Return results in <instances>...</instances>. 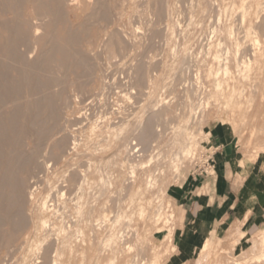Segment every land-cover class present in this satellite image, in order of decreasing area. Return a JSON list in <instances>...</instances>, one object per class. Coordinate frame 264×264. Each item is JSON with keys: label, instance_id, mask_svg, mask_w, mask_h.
<instances>
[{"label": "rangeland", "instance_id": "obj_1", "mask_svg": "<svg viewBox=\"0 0 264 264\" xmlns=\"http://www.w3.org/2000/svg\"><path fill=\"white\" fill-rule=\"evenodd\" d=\"M71 2L21 0L3 11L0 1V21L20 22L26 33L20 49L38 42L34 55L55 53L54 62L46 58L51 69L40 66L49 70L46 78L39 67L41 80L54 84L40 80L43 94L38 86L32 95L46 90L57 98V135L69 138L65 154L50 139L27 165L34 172L23 175L26 229L0 245V264H264V225L252 236L183 243L178 204L180 195L208 188L209 175H197L205 152L214 162L218 147L264 162V0ZM6 34L0 26V48ZM0 58L10 60L1 51ZM25 91V100L13 101L18 106L30 97ZM7 102L4 112L17 106ZM145 124L156 131L139 142ZM194 138L192 154L182 157ZM135 139L141 146L132 154ZM26 141L30 152L33 142ZM30 184L36 191L28 199Z\"/></svg>", "mask_w": 264, "mask_h": 264}, {"label": "bare ground", "instance_id": "obj_2", "mask_svg": "<svg viewBox=\"0 0 264 264\" xmlns=\"http://www.w3.org/2000/svg\"><path fill=\"white\" fill-rule=\"evenodd\" d=\"M1 1V0H0ZM3 1V3H4V6H6V5H8L9 7H10V5L11 4H16V3H18V2H21V0H2ZM36 1V0H35ZM68 2V1H67ZM69 4H71L72 2H71V0H69ZM2 4V3H1ZM13 4V5H14ZM3 5V4H2ZM1 5V6H2ZM8 6H6V7H4V8H7ZM15 6V5H14ZM18 6V5H17ZM37 6V5H36ZM40 6V5H39ZM45 6V5H44ZM44 6H43V8H44ZM60 6H61V4H60ZM60 6L58 5L57 7L58 8H56V9H59V11H61V9H60ZM3 7V6H2ZM11 7H13V6H11ZM10 7V8H11ZM49 7V6H48ZM52 7V6H51ZM51 7H49V8H47V10L49 9L50 10V8ZM62 7V6H61ZM3 8V9H4ZM10 8H7V9H5V10H3V11H6V10H10ZM18 8V7H17ZM1 9V8H0ZM12 9V8H11ZM15 9V8H14ZM42 9V8H41ZM53 9V8H52ZM52 9H51V11H52ZM1 10V11H2ZM8 10V11H9ZM48 10V11H49ZM185 10V9H184ZM2 11V12H3ZM20 11V10H19ZM38 11V10H37ZM50 11V12H51ZM54 11H55V16L56 15H59V11H56L55 9H54ZM43 12H45V11H43ZM38 14H39V12H38ZM50 14V13H49ZM62 15L64 14V13H61ZM43 15H46V14H43ZM50 15H54V14H50ZM61 15V16H62ZM39 16V15H38ZM16 17H18V16H16ZM60 17V16H59ZM58 16L56 17V18H59ZM41 19H42V17H40ZM52 19H55V17L54 18H52ZM59 19H61V18H59ZM59 19H57V20H59ZM17 20V19H16ZM8 21V20H7ZM40 21V20H39ZM44 21V20H43ZM61 21V20H60ZM50 22V21H49ZM15 23H16V21H15ZM19 23V24H18ZM18 23H16V24H13V25H10L11 23H9V21L8 22H4V20H3V22H1L0 21V26H1V28L5 31V32H7V34H6V36H5V43L3 44V46L0 48V51L3 53V55H4V60H5V58L6 57H8V59H10V60H7V61H9V62H4V61H0V105H2L1 103H3V102H7V101H12V105L13 106H15V105H19V104H15L14 102V100L16 99V98H18L19 97V99H23V98H20V96L19 95H21L20 94V92L22 91V89L25 91V90H27L28 92H26V93H30L29 95H30V97L28 96V98L29 99H27V101H25L24 103H21V101H20V103L22 104V105H20V106H15V107H13L12 109H10V110H8V111H2V109H0V245L2 246H6L10 241H13V240H15L17 237H18V235L21 233V232H23L26 228V219H25V215H24V213H23V208L25 207L24 206V194H23V188H22V184L25 182L24 181V179H26V177L25 176H23L24 175V173L26 172V173H28V172H30V173H28V174H31L32 173V171H31V169H30V171H29V168H28V170H27V165H28V167H29V164L33 161V158H34V160H35V157L37 156H35V154H38V151L39 150H41L40 148H41V146H42V144L45 142H47V141H49L50 139H53V143H52V146H55V147H58V148H61L62 150L65 148V146L67 147V145H66V143H68L67 142V139H69V138H67L66 137V135H57V134H59V132H60V130H61V127L59 128V127H57L58 126V124L56 123V122H58V121H56V117H59L57 114V105H56V103L57 102H55L56 100H57V98H55L54 100H53V98H50L51 96H49V95H51V94H46L47 92H46V90H45V92H44V95H37V98L35 97H33V92H34V94H35V91H36V89L38 88V86H39V88L41 89L42 87H40V80H41V77H40V75L39 74H44L43 72H45V71H47V73H46V75L44 76V78H46L47 77V74H49V70H45V68H42V67H40V66H44V67H46V66H48V68L47 69H51L50 67H51V63H50V65H49V61L47 60L48 58H49V56L51 57V58H49V60H51L52 59V61L54 62V60H53V58H52V56H54V54L55 53H52L51 51H48V52H50V54L52 55H47L46 56V54H48V53H46V54H44V51L42 52V54H43V56H42V54L40 53V54H36V55H34L33 53L37 50L36 48H37V46H36V43H38V42H34V45L31 47V49H27L28 47H26V51H25V49H23V48H21L20 49V45L22 44V36L23 35H25V34H23L24 32L22 31V27H21V24H20V22H18ZM35 24V23H34ZM42 24V23H41ZM50 24V23H49ZM48 25V24H47ZM55 25V24H54ZM44 26V25H43ZM21 27V28H20ZM47 28H48V26H47ZM44 29V28H43ZM27 30H29V29H27ZM30 31V30H29ZM41 31H42V29H41V26L39 25V23H38V25H37V23H36V25L34 26V29H33V34L36 36V38H37V41L38 40H40V39H38V38H40V36H41ZM44 31V30H43ZM23 32V33H22ZM27 32V31H26ZM27 33H29V32H27ZM70 33V32H69ZM30 34V33H29ZM69 35V34H68ZM71 37V36H70ZM49 38V37H48ZM65 38V37H64ZM49 39H52V38H49ZM75 39H76V37H75ZM26 40V39H25ZM34 40V39H33ZM28 42V41H27ZM30 42V41H29ZM28 42V43H29ZM51 42H53V41H51ZM24 43H25V41H24ZM27 43V44H28ZM45 43V42H44ZM70 43V42H69ZM26 44V43H25ZM24 44V45H25ZM51 44V43H50ZM54 44H56V43H54ZM24 45H21V46H24ZM38 45V44H37ZM45 45V44H44ZM28 46V45H27ZM59 47V46H58ZM58 47H55V46H52L51 48H48L49 50H52L53 52H58ZM43 48V47H42ZM62 48V47H61ZM72 48V47H71ZM36 49V50H35ZM44 49V48H43ZM60 49V48H59ZM237 49V48H236ZM71 50H73V49H71ZM63 52V55L65 56H63V58L65 59L66 58V55H65V52H67V51H65L64 52V50L62 51ZM59 53H61V51L59 52ZM69 53V52H68ZM57 54V53H56ZM67 54V53H66ZM72 54H74V53H72ZM24 55L25 56H27V60L26 59H24ZM44 55L46 56V57H44ZM80 56H81V54H79ZM67 56H69V55H67ZM72 56V55H71ZM48 57V58H47ZM45 58V59H44ZM47 58V59H46ZM1 59V58H0ZM62 59V58H61ZM77 59H79V61H80V59L81 58H79V57H77ZM68 60V59H67ZM14 61H15V63H17V64H19V61H20V66L19 65H17L18 66V68H17V66H16V64H15V66L13 65L14 64ZM17 61V62H16ZM48 61V62H47ZM61 61H64V60H61ZM66 61V60H65ZM65 61L63 62V63H65ZM2 62V63H1ZM48 63V65H46L45 66V63ZM63 63H59V65H61L62 64V66L61 67H63ZM73 63V62H72ZM76 63V62H75ZM80 63H81V61H80ZM54 66V65H53ZM56 66V65H55ZM64 66H65V64H64ZM67 66H68V64H67ZM72 66V65H71ZM77 66V65H76ZM15 67V68H14ZM39 67L42 69V70H45V71H42L41 69H39ZM10 68H14V69H16V71L18 70V72H16V74H17V76H15V77H10V73H9V70H11ZM58 68H59V66H58ZM53 69V68H52ZM67 69V68H66ZM40 70L42 71V72H40ZM57 70V69H56ZM61 70V69H60ZM62 71H63V69H62ZM11 72V71H10ZM73 73H74V71H73ZM76 73V72H75ZM10 74V75H9ZM52 74V73H51ZM50 74V76H53V78L55 77V74L53 75H51ZM56 74H57V71H56ZM69 74V73H68ZM80 74V73H79ZM59 75V74H58ZM75 75V74H74ZM42 76V77H43ZM80 77V76H79ZM52 77H50V80H48L49 79V77H48V79H42L43 80V82H42V80H41V82L42 83H47L48 82V85H50V83L52 84H54V81H55V79H51ZM56 78V77H55ZM61 78H62V76H61ZM60 78V79H61ZM58 79L59 78H57V81H58ZM59 79V80H60ZM63 79V78H62ZM44 80H45V82H44ZM52 80H54L53 82H52ZM62 81V80H61ZM60 81V82H61ZM50 82V83H49ZM59 82V81H58ZM42 86H43V84H41ZM47 85V84H46ZM45 84H44V87L46 86ZM51 86V85H50ZM56 86V85H55ZM47 88H48V86H46ZM45 87V88H46ZM63 87V86H62ZM61 88V87H60ZM77 88V87H76ZM39 89H37V91H38ZM59 90V89H58ZM37 91H36V94H38L37 93ZM41 91H42V89H41ZM63 91V90H62ZM60 92V91H59ZM22 93V92H21ZM43 94V91L42 92H39V94ZM63 93V92H62ZM22 94H24V93H22ZM52 94H53V92H52ZM53 96V95H52ZM22 97V96H21ZM58 97V96H57ZM77 97V96H76ZM60 98V97H59ZM53 100L54 102H52L51 100ZM23 100H25V99H23ZM14 101V102H13ZM77 101V100H76ZM23 102V101H22ZM17 103V102H16ZM59 103V102H58ZM7 104H9L8 102H7ZM6 103L4 104L3 103V106L2 107H4L5 108V106L7 105ZM164 104V103H163ZM5 105V106H4ZM59 105V104H58ZM66 105V104H65ZM29 107H30V110H29ZM59 107V106H58ZM32 108V109H31ZM60 108V107H59ZM9 109V108H8ZM6 110V109H5ZM29 110V111H28ZM59 110V109H58ZM180 110H181V108H180ZM60 111V110H59ZM104 113V112H103ZM59 115H60V113H59ZM62 115V114H61ZM154 115V114H153ZM156 115V114H155ZM158 115V114H157ZM184 116V115H183ZM195 116H196V114H195ZM97 118V117H96ZM102 118V117H101ZM158 118V117H157ZM195 118V117H194ZM60 119V117L58 118V120ZM151 119H153V118H151ZM151 119H149L150 121H151ZM61 120V119H60ZM98 120H100L99 118H98ZM70 121V120H69ZM96 121V120H95ZM149 121V124H151V122ZM155 121V120H154ZM157 121H158V119H157ZM156 121V122H157ZM61 122V121H60ZM64 123H66V122H64ZM71 123H73V122H71ZM153 123V125H154V123L155 122H152ZM98 124H99V122H98ZM147 124V123H146ZM146 124L144 125V128H142V130H141V136L139 137V138H137V140H139V139H141V140H143V141H146V140H148V138H149V136L150 135H153L152 133L153 132H151V131H154V129L156 128H153V127H151V128H153V129H148V128H150V126H148V128H147V126H146ZM148 124V125H149ZM96 125V124H95ZM159 125V124H158ZM184 125V124H183ZM182 125V126H183ZM161 126H162V123H161ZM94 127V126H93ZM146 127V128H145ZM184 127V126H183ZM157 128H159V126L157 127ZM163 128L164 127H162V129L161 130H163ZM64 129V128H63ZM62 129V130H63ZM158 130V129H157ZM160 130V129H159ZM156 131V130H155ZM155 131H154V134H155ZM151 132V133H150ZM162 132V131H161ZM160 132V133H161ZM140 133V132H139ZM158 133H159V131H158ZM157 133V134H158ZM66 134V133H65ZM57 135V136H56ZM119 135V134H118ZM58 137V138H56V137ZM27 138H30L31 140H32V142H33V145H32V149H31V151L30 152H28V151H25V146H26V143H27ZM56 138V139H55ZM137 140L135 139V142L132 144V146L131 147H133L134 146V150L133 149H131V151H133L132 152V154H135L139 149H140V147L139 146H141V144H139L138 142H137ZM194 141H191L192 143L186 148V149H184L183 151H182V157H185L186 158V156H189V155H191L192 154V152H193V148L194 147H192L193 146V144H195V138L193 139ZM69 141V140H68ZM139 142H140V140H139ZM73 143V142H72ZM141 143H142V141H141ZM147 143V142H146ZM149 143V142H148ZM147 143V144H148ZM75 141H74V146H73V148L75 147ZM138 144H139V146H138ZM51 145V144H50ZM77 145V144H76ZM143 147H144V145H142ZM69 147V146H68ZM138 147H139V149H138ZM44 149V148H43ZM129 149H130V147H129ZM145 149H146V147H145ZM27 150V149H26ZM66 150H68V149H66ZM69 150H70V148H69ZM69 150L67 151L68 153H69ZM72 150V149H71ZM197 150V149H196ZM46 151V150H45ZM63 151H65V150H63ZM28 152V153H27ZM60 152V151H59ZM196 152V151H195ZM66 153V151L64 152V154ZM57 154V153H56ZM131 154V155H132ZM53 155V154H52ZM58 155V154H57ZM137 156H142V155H137ZM150 156V155H149ZM181 156H179L178 158H180ZM39 157H40V155H39ZM50 157V156H49ZM59 158H60V156H58ZM136 157V155L134 156V158ZM38 158V157H37ZM42 158H43V156H42ZM51 158V157H50ZM53 158V157H52ZM51 158V159H52ZM49 159V158H48ZM180 159H182V158H180ZM180 161V160H179ZM34 162H36V161H34ZM33 162V163H34ZM43 163V165L46 167V165H49L48 163H47V161H45L44 160V162H42ZM35 164V163H34ZM40 164V163H39ZM181 164V163H180ZM31 165V164H30ZM43 165H41V166H43ZM138 165V164H137ZM40 166V165H39ZM86 166V165H85ZM34 166L32 165V168H33ZM38 167V164H37V166L35 167V168H37ZM82 167V166H81ZM48 168V167H47ZM46 168V169H47ZM131 169H132V167H131ZM45 170V169H44ZM28 171V172H27ZM46 171V170H45ZM34 172V171H33ZM37 172H39V171H37ZM43 173V172H42ZM84 174V173H83ZM82 174V175H83ZM33 175H34V173H33ZM26 176H27V174H26ZM33 177V176H32ZM72 177H74V176H72ZM128 177V176H127ZM133 177V176H132ZM76 178V177H75ZM108 178V177H107ZM45 179V178H44ZM65 179V178H64ZM83 179L84 178H82V181H83ZM63 180V179H62ZM24 181V182H23ZM35 181V180H34ZM37 181V180H36ZM73 181V180H72ZM101 181H103L102 179H101ZM107 181H108V179H107ZM28 182H30V180H28ZM106 182V181H105ZM104 182V183H105ZM79 183H81V182H79ZM103 183V182H102ZM101 182H99V184H102ZM125 183H126V181H125ZM25 184H26V182H25ZM24 184V185H25ZM77 184V183H76ZM150 184V183H149ZM23 185V186H24ZM129 185V184H128ZM25 186H27V185H25ZM30 186H31V184H30ZM74 186H75V183H74ZM79 186V185H78ZM77 186V187H78ZM31 187H33V189H31L30 187L29 188H27V192L28 193H26V194H28V199L29 198H32V196L34 195V193H35V191H36V188L34 187V186H31ZM59 187V186H58ZM63 187V186H62ZM66 187V186H65ZM81 187V186H80ZM72 187H70L69 189H71ZM82 188V187H81ZM30 191H29V190ZM60 189V188H59ZM63 189H64V187H63ZM66 189V188H65ZM97 189H98V187H97ZM96 189V190H97ZM76 190V189H75ZM84 190V189H83ZM78 191V190H77ZM80 191V190H79ZM59 192H61V191H59ZM64 192V191H63ZM90 191H88V193H89ZM99 192V191H98ZM119 192V191H118ZM62 193V192H61ZM83 193V192H82ZM103 193V192H102ZM73 194H76L75 192L73 193ZM116 194V193H115ZM119 194V193H118ZM59 195V194H58ZM77 195V194H76ZM103 195V194H102ZM79 196V195H78ZM116 196V195H115ZM61 197V196H60ZM68 197V196H67ZM102 197V196H101ZM111 197V196H110ZM48 198V197H47ZM47 198H46V200H47ZM80 198V197H79ZM67 199V198H66ZM27 200V199H26ZM25 200V201H26ZM45 200V201H46ZM112 200H114V199H112ZM116 200V199H115ZM120 201V200H119ZM27 202V201H26ZM62 202V201H61ZM65 202V201H64ZM26 204V203H25ZM47 204H48V202H47ZM45 205L46 207L48 206V205ZM59 205V204H58ZM72 205V204H71ZM74 205V204H73ZM106 207V206H105ZM105 207H104V209H105ZM63 208V207H62ZM61 208V209H62ZM67 208V207H66ZM46 209V208H45ZM64 209H65V207H64ZM24 211H25V209H24ZM65 211V210H64ZM68 211V210H67ZM63 212V211H62ZM119 212V211H118ZM69 215V214H68ZM61 216V215H60ZM63 216V215H62ZM75 219V218H74ZM118 219H119V217H118ZM43 221H45L44 219H43ZM48 222V221H47ZM98 223H99V221H98ZM48 225V224H47ZM47 225H45V226H47ZM7 226V227H6ZM113 226H114V224H113ZM99 228L100 227H102V226H98ZM97 227V228H98ZM104 227V226H103ZM60 229V228H59ZM80 229V228H79ZM55 236V235H54ZM122 237V236H121ZM110 239V238H109ZM122 240H123V237H122ZM261 241H262V243L264 244V227H263V229H262V239H261ZM48 242H51V241H48ZM107 242H109L110 243V241H107ZM13 243V242H12ZM12 243H10V244H12ZM52 243V242H51ZM10 244H9V246H10ZM105 244V243H104ZM111 245V244H110ZM8 246V248H10ZM12 246V245H11ZM42 246H43V244H42ZM49 246V244H47V246H46V248ZM21 247V246H20ZM1 248V247H0ZM3 248V247H2ZM7 248V247H6ZM105 248H108V246L107 247H105ZM17 249H18V247H17ZM7 251H9V252H11V248L10 249H6ZM16 250V249H15ZM47 250H48V248H47ZM43 251H45V250H43ZM15 252H17V251H15ZM47 252V251H46ZM8 253V252H7ZM44 253V252H43ZM54 253V252H53ZM40 255V254H39ZM39 255H37V256H39ZM45 255V254H44ZM43 255V256H44ZM12 256V255H11ZM4 258H5V256H4ZM8 257H6V259H7ZM47 258V257H46ZM49 258V257H48ZM8 259H10V258H8ZM49 260V259H48ZM52 260V259H51ZM2 262H3V260H1ZM5 261H7V260H5ZM36 261V260H35ZM2 262H0V263H2ZM43 262V261H42ZM51 262V261H50ZM37 263V262H36ZM50 264V263H49ZM52 264H55V260L53 261V263Z\"/></svg>", "mask_w": 264, "mask_h": 264}, {"label": "crops", "instance_id": "obj_3", "mask_svg": "<svg viewBox=\"0 0 264 264\" xmlns=\"http://www.w3.org/2000/svg\"><path fill=\"white\" fill-rule=\"evenodd\" d=\"M218 154L206 178L208 188L192 189L178 199L183 243L252 236L264 225V162L233 156L231 149L219 152L218 147Z\"/></svg>", "mask_w": 264, "mask_h": 264}, {"label": "built area", "instance_id": "obj_4", "mask_svg": "<svg viewBox=\"0 0 264 264\" xmlns=\"http://www.w3.org/2000/svg\"><path fill=\"white\" fill-rule=\"evenodd\" d=\"M205 164L202 167L199 168V171L197 173L198 176H207L210 175L214 171L215 162L213 161L211 157V153L205 152Z\"/></svg>", "mask_w": 264, "mask_h": 264}]
</instances>
